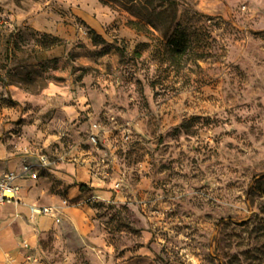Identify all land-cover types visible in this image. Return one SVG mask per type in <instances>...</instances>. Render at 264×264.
I'll list each match as a JSON object with an SVG mask.
<instances>
[{
    "label": "rangeland",
    "instance_id": "374dc122",
    "mask_svg": "<svg viewBox=\"0 0 264 264\" xmlns=\"http://www.w3.org/2000/svg\"><path fill=\"white\" fill-rule=\"evenodd\" d=\"M41 153L0 264H264V0H0V175Z\"/></svg>",
    "mask_w": 264,
    "mask_h": 264
},
{
    "label": "built area",
    "instance_id": "2783aa9c",
    "mask_svg": "<svg viewBox=\"0 0 264 264\" xmlns=\"http://www.w3.org/2000/svg\"><path fill=\"white\" fill-rule=\"evenodd\" d=\"M53 161L45 153H41L37 162H29L15 171H6L0 175V205L16 202L20 199L23 187L22 180L37 179L41 168H50ZM57 208L54 205L34 204L30 206L32 214L55 215Z\"/></svg>",
    "mask_w": 264,
    "mask_h": 264
},
{
    "label": "crops",
    "instance_id": "0c3cea01",
    "mask_svg": "<svg viewBox=\"0 0 264 264\" xmlns=\"http://www.w3.org/2000/svg\"><path fill=\"white\" fill-rule=\"evenodd\" d=\"M57 169H52L58 178H61L64 183L68 186H70V195L75 196L77 195L78 188L75 184V180L81 179L83 182H91V184H95V180H93V177L89 174V171L87 169L86 165H81L77 164L76 162H58V165L56 166ZM60 167L63 170L58 169ZM103 195H106L103 194ZM11 203V202H10ZM5 205V204H4ZM0 205V207L4 206ZM65 212H67L71 218L74 220L79 225L83 224V220L80 217L79 213L72 209V207H62ZM60 208V209H62ZM54 216V215H53ZM49 214H42L38 219H37V226L36 228L38 230H45L49 228H53L56 223H55V217ZM33 241V239H31Z\"/></svg>",
    "mask_w": 264,
    "mask_h": 264
},
{
    "label": "trees",
    "instance_id": "16d2710c",
    "mask_svg": "<svg viewBox=\"0 0 264 264\" xmlns=\"http://www.w3.org/2000/svg\"><path fill=\"white\" fill-rule=\"evenodd\" d=\"M250 191L260 199V210L264 213V174L253 182Z\"/></svg>",
    "mask_w": 264,
    "mask_h": 264
}]
</instances>
